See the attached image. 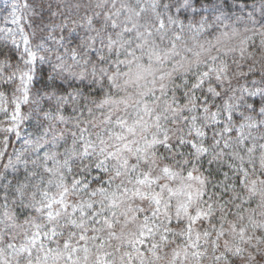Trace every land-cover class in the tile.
Returning a JSON list of instances; mask_svg holds the SVG:
<instances>
[{
	"label": "snow or ice",
	"instance_id": "6c2138e0",
	"mask_svg": "<svg viewBox=\"0 0 264 264\" xmlns=\"http://www.w3.org/2000/svg\"><path fill=\"white\" fill-rule=\"evenodd\" d=\"M75 8L0 28V264H252L264 0Z\"/></svg>",
	"mask_w": 264,
	"mask_h": 264
},
{
	"label": "rangeland",
	"instance_id": "374dc122",
	"mask_svg": "<svg viewBox=\"0 0 264 264\" xmlns=\"http://www.w3.org/2000/svg\"><path fill=\"white\" fill-rule=\"evenodd\" d=\"M25 0H0V28L5 27H14L10 23H6V19H10L11 6L13 4L23 5ZM89 0H45V4L52 3L53 10H63L64 12H75L76 4H87ZM81 14L83 13V9L80 10ZM24 24H28L27 18L24 20ZM28 129L24 127V131L26 132ZM17 149L20 147V141L16 140ZM254 255H256L254 253ZM237 264H242V262L237 261ZM252 264H264V255H257L256 259L252 262Z\"/></svg>",
	"mask_w": 264,
	"mask_h": 264
},
{
	"label": "trees",
	"instance_id": "16d2710c",
	"mask_svg": "<svg viewBox=\"0 0 264 264\" xmlns=\"http://www.w3.org/2000/svg\"><path fill=\"white\" fill-rule=\"evenodd\" d=\"M24 110L26 111V108ZM24 127H27V125H25ZM15 149H17V143H16V139L13 138L12 141H11V144H10V146L8 148V151L12 152Z\"/></svg>",
	"mask_w": 264,
	"mask_h": 264
}]
</instances>
